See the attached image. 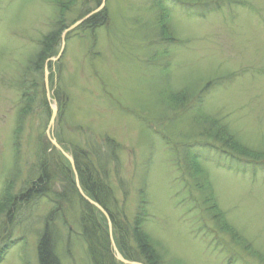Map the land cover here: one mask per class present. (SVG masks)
<instances>
[{"label":"rangeland","instance_id":"1","mask_svg":"<svg viewBox=\"0 0 264 264\" xmlns=\"http://www.w3.org/2000/svg\"><path fill=\"white\" fill-rule=\"evenodd\" d=\"M178 1L191 5L0 0V195L9 181L21 193L38 174L37 144L54 159L56 149L70 157L93 152L109 162L117 219L133 225L145 202L141 228L163 264H264V157L257 169L249 160L237 164L223 156L230 148L216 135L219 129L264 153V0ZM99 11L103 21L85 24ZM43 47L53 56L43 70L31 69ZM23 79L43 85L51 117L39 103L15 138ZM61 179L57 174L51 190L65 197ZM50 197L67 221L57 223L60 263L91 264L78 201ZM35 201L15 207L8 226L0 214V264H38V231L52 205Z\"/></svg>","mask_w":264,"mask_h":264},{"label":"trees","instance_id":"2","mask_svg":"<svg viewBox=\"0 0 264 264\" xmlns=\"http://www.w3.org/2000/svg\"><path fill=\"white\" fill-rule=\"evenodd\" d=\"M93 4L98 6L101 0H90ZM156 4L160 7L166 5V1L181 3L178 0H155ZM209 2V1H208ZM219 2V1H216ZM160 4V5H159ZM182 5H185L181 3ZM190 2L187 4L189 5ZM194 5L200 6L204 5V3H192ZM185 5V6H187ZM191 5V4H190ZM210 7H207L209 9ZM92 11V8H86L83 11V15ZM102 12V11H101ZM103 15L100 14V11L92 14V16L85 21V24L92 27L94 24H99L103 21ZM163 33L167 31H162ZM168 36V35H167ZM56 37L55 33H51L48 37H45L43 41L45 44L50 43L52 39ZM170 37V36H169ZM48 39V40H47ZM46 51V50H45ZM43 49H40L39 53L35 54L34 57H31L32 66L31 69H34L37 65V68L40 70L41 67L47 59L53 54L46 53ZM19 94L20 96V108L17 112L16 119V129L14 130L15 138L22 134L26 124V118H28L29 114L32 113V110L39 108V103L41 109L45 112L46 117L50 118V108L47 102V98L43 95L40 96V88L43 85L38 86L36 82L33 80L29 81L27 84L24 83L20 85ZM205 89H208L207 84H205ZM182 100V101H181ZM177 104H171L170 106L175 107L178 104L184 102L181 99ZM179 106V105H178ZM216 135L225 141L224 145L228 144L230 151L221 152L223 156H229L231 160L238 162L237 164L246 165L248 163H240L243 160L251 161V165L253 168H256L259 164L262 163L258 157H264V153H256L255 151L251 152V149L244 147L243 145H239L237 142L234 143L233 139H230L229 136H226V132L223 134L219 132V129L216 132ZM188 148V143H184ZM15 152H14V163L13 165L18 166V145L15 143ZM56 149V148H55ZM232 149V150H231ZM191 150V149H190ZM222 150V149H220ZM57 153V158H49L46 154V151L43 147L37 144L36 150V158L38 159V163L36 164L39 171L35 178L22 188L21 193H13L14 182L9 181L5 183L2 193L0 195V214L6 213L7 216L4 220L5 226L9 225L8 217L12 214L14 208L16 210L20 208V205L27 203V207L31 206L30 204L36 202V199L47 198L50 200L51 208L48 210V214L43 218V225L41 229L38 231V238L36 242V254H37V262L38 264H61L59 254L56 252L57 245V223L62 221V224L67 225V221L65 220V213L63 212V207L57 205L55 199H50V195L54 194L55 198H62L63 194H59L57 191L51 190V183L57 182L56 175L59 174L62 176V181L65 182L63 185V189L65 191L64 199L72 196L74 200L78 201L79 210H80V227L81 233L80 236L85 241L86 252L88 254V258L91 264H123L120 261H117L113 258V251L111 249L112 241L110 240V231L108 230V220L106 217L104 218L103 212L95 207L93 204L89 203L82 194L79 192V188L76 187L75 180L76 178L79 181V187L81 188L84 196L88 199L93 200L96 204L99 205L100 208L104 209L105 212L108 213V219H110L112 224V240H115V245L118 251H120L123 259H126L131 262H139L140 264H163L162 256L158 249H156L152 243L151 238L148 234L143 231L141 228V219L143 218L142 214L145 212L144 204L145 202H140L138 205L135 214L133 216V225L129 226L127 218L123 215L122 219L119 220L116 218L115 213L112 212L111 207V199L109 198V188L107 187V183L110 178L111 169L109 166V162H105V158H102V155L96 157L93 152L84 157H79L77 154L73 155L74 167L76 170H73L70 162L66 157H64L59 150H55ZM198 157V153H196ZM241 156H246L248 158L242 159ZM104 157V156H103ZM195 155L191 156L192 162H194ZM116 160V159H115ZM190 163V162H189ZM264 167V161H263ZM257 169V168H256ZM14 175L12 177H16L19 172L14 169ZM76 174V175H75ZM76 176V178H75ZM61 181V182H62ZM63 192V191H62ZM62 195V196H60ZM56 204V205H55ZM111 209V210H110ZM141 216V217H140ZM128 223V224H127ZM224 229L226 226L224 224ZM7 231V230H6ZM5 231V232H6ZM69 236L71 232L68 229L67 231ZM70 247L67 248V251L70 252ZM263 259V256H262ZM125 264V263H124Z\"/></svg>","mask_w":264,"mask_h":264},{"label":"water","instance_id":"3","mask_svg":"<svg viewBox=\"0 0 264 264\" xmlns=\"http://www.w3.org/2000/svg\"><path fill=\"white\" fill-rule=\"evenodd\" d=\"M102 2H104V0H103ZM101 7H102V6H101ZM99 9H100V8H98V10H99ZM88 16H89V15H86L85 17H83V19H81V21L84 20V19H86V18H88ZM81 21L76 22L74 25H77V24L81 23ZM62 40H63V35H62ZM62 43H64V40H63ZM54 113H55V109L53 108V113H52L53 117H52V119L50 120L49 125L53 122V118H54V116H55ZM61 151H62V150H61ZM62 153L64 154L65 157H67V158L69 159V161H70L71 164L73 165L72 157H70L67 153H64L63 151H62ZM76 182H77V188H79V186H78V179H77ZM79 191H80V193L82 194V196L84 197V199H86L89 203L93 204L95 207H97V208L100 209V210L102 209V208H100L99 205L96 204L93 200L88 199L86 196H84L83 192L81 191V188H79ZM102 210L104 211V209H102ZM104 212H105V211H104ZM109 230H110V227H109ZM111 240H112V239H111ZM112 244H113V250L117 253L116 257H117V259H118L119 261H121L122 263H127V264H140V263H138V262H131V261H128V260H126V259H123L122 256H121V254H119V252L116 250V247H115V244H114V241H113V240H112Z\"/></svg>","mask_w":264,"mask_h":264}]
</instances>
